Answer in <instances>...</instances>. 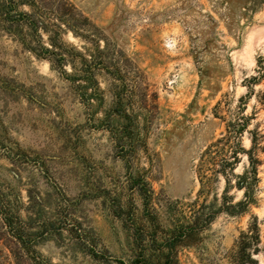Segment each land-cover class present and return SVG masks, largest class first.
Wrapping results in <instances>:
<instances>
[{"label":"rangeland","instance_id":"rangeland-1","mask_svg":"<svg viewBox=\"0 0 264 264\" xmlns=\"http://www.w3.org/2000/svg\"><path fill=\"white\" fill-rule=\"evenodd\" d=\"M68 1L142 73L145 146L132 163L145 173L164 224L161 210L168 201L195 199L199 157L221 137L241 103L250 118L247 129L262 136L264 147L258 99L264 95V0ZM64 40L84 52L81 40L71 34ZM258 73L262 78L248 83ZM96 80L99 91L86 106L47 61L0 29V201L23 220L53 222L55 231L37 247L50 264H117L94 260L91 246L126 264L135 255L110 200L94 197L109 191L123 202L129 194L124 164L98 122L114 106L118 82L103 72ZM117 121L112 118L114 127ZM242 144L250 146L247 133ZM256 154L262 163L255 204L237 215L218 213L197 241L178 249V264H233L234 244L253 217L260 244L251 264H264V148ZM245 165L242 158L234 173ZM223 189L219 177L209 193V200L217 199L215 207ZM227 195L235 203L243 192L231 187ZM132 197L139 208L138 195ZM0 264H29L1 217Z\"/></svg>","mask_w":264,"mask_h":264},{"label":"trees","instance_id":"trees-1","mask_svg":"<svg viewBox=\"0 0 264 264\" xmlns=\"http://www.w3.org/2000/svg\"><path fill=\"white\" fill-rule=\"evenodd\" d=\"M0 29L25 51L47 61L52 69L68 80L86 106H90L99 91L96 80L99 73L103 72L118 82L113 91L114 106L98 122L109 132L114 142L115 157L124 164L129 194L123 202L119 197H111L109 191L96 192L94 197L108 198L115 218L130 233L135 255L128 264H178V249L197 241L218 213L224 211L237 215L245 213L255 204L258 167L262 163L256 153L263 151L264 147L259 145L262 136L247 129L250 118L244 113L245 104L240 102L235 116L226 122L224 133L211 142L199 157V189L195 199L189 202L168 201L161 210L166 217L164 224L160 212L153 205L154 192L145 173L135 170L132 163L139 149L145 146L141 125L147 93L142 87V73L137 66L68 0H0ZM68 34L84 43V52L64 40ZM66 67L70 68L69 73ZM260 68L264 73V67ZM263 73L254 75L247 80L248 83L258 81ZM258 99L264 109V95ZM136 103L141 106L137 107ZM113 117L118 120L115 127ZM244 133L248 134V148L242 144ZM242 158L246 160V165L241 173L236 174L234 171ZM219 177L224 180V189L220 203L215 207L217 199L209 200V193ZM231 187L243 192L242 199L235 203L227 195ZM133 193L140 199L139 208ZM0 217L29 264H50L37 247L46 235L55 231L53 222L34 224L29 218L23 220L4 199L0 201ZM259 244V228L256 217H253L252 223L240 233L234 244L233 264L254 262L252 254L259 252ZM88 254L94 260L126 264L108 253H100L95 246L89 247ZM155 254L158 256L154 257Z\"/></svg>","mask_w":264,"mask_h":264}]
</instances>
